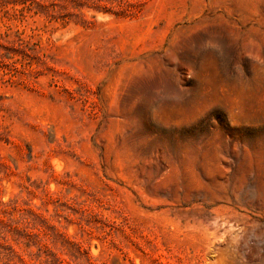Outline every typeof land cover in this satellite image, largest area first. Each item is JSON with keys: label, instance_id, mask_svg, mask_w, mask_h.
<instances>
[{"label": "rangeland", "instance_id": "obj_1", "mask_svg": "<svg viewBox=\"0 0 264 264\" xmlns=\"http://www.w3.org/2000/svg\"><path fill=\"white\" fill-rule=\"evenodd\" d=\"M237 194L264 0H0V264H191L182 210Z\"/></svg>", "mask_w": 264, "mask_h": 264}, {"label": "bare ground", "instance_id": "obj_2", "mask_svg": "<svg viewBox=\"0 0 264 264\" xmlns=\"http://www.w3.org/2000/svg\"><path fill=\"white\" fill-rule=\"evenodd\" d=\"M262 199L225 195L184 208L183 225L197 248L191 264H264Z\"/></svg>", "mask_w": 264, "mask_h": 264}, {"label": "trees", "instance_id": "obj_3", "mask_svg": "<svg viewBox=\"0 0 264 264\" xmlns=\"http://www.w3.org/2000/svg\"><path fill=\"white\" fill-rule=\"evenodd\" d=\"M73 1H76V2H78L79 4H82L84 0H73Z\"/></svg>", "mask_w": 264, "mask_h": 264}]
</instances>
